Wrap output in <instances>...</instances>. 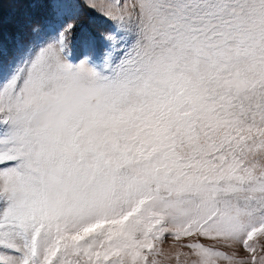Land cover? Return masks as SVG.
Masks as SVG:
<instances>
[{
	"label": "snow or ice",
	"instance_id": "1",
	"mask_svg": "<svg viewBox=\"0 0 264 264\" xmlns=\"http://www.w3.org/2000/svg\"><path fill=\"white\" fill-rule=\"evenodd\" d=\"M169 238L264 264V0H0V264H161Z\"/></svg>",
	"mask_w": 264,
	"mask_h": 264
},
{
	"label": "rangeland",
	"instance_id": "2",
	"mask_svg": "<svg viewBox=\"0 0 264 264\" xmlns=\"http://www.w3.org/2000/svg\"><path fill=\"white\" fill-rule=\"evenodd\" d=\"M27 7V5L4 4L3 17L6 36L11 37L17 31L16 22L25 14L26 11H28ZM98 30L103 31L104 29L101 27ZM170 244L171 238H169L163 246L165 249V255L159 258L161 260V264H176L175 258L170 255L173 252ZM241 255H244L243 251H241Z\"/></svg>",
	"mask_w": 264,
	"mask_h": 264
}]
</instances>
